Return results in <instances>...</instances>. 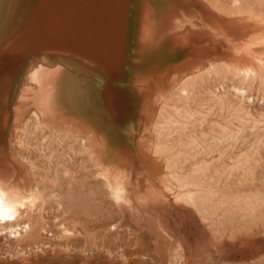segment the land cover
I'll use <instances>...</instances> for the list:
<instances>
[{"label":"bare ground","instance_id":"obj_1","mask_svg":"<svg viewBox=\"0 0 264 264\" xmlns=\"http://www.w3.org/2000/svg\"><path fill=\"white\" fill-rule=\"evenodd\" d=\"M134 1L0 0V128L11 115L12 86L28 59L44 55L69 69L60 81V101L71 122H80V133L88 129L106 136L110 157L132 155L135 160L144 117L138 114L141 97L131 83L151 60L177 63L195 55L196 47L183 38L195 18H182L183 7H195L194 16L204 15L210 22L203 38L210 48L208 64L195 72L189 69L164 97L154 121L149 151L155 171L148 169L146 191L140 177L133 187L122 178L110 179L95 162L85 136L49 126L34 108L16 140L36 178L35 195L27 203L35 207L41 199H56L55 206L69 213L90 203L109 231L127 214L140 216L147 206L154 207L164 214L157 230L164 241L175 242L167 252L169 264H188L186 248L167 216L177 212L188 225L193 219L201 228L209 243L205 246L219 254L218 261L241 264L240 254L249 257L264 241V0L176 2L167 21L173 36L155 52L160 56L126 65L119 86L113 79L121 62L132 59L131 49L141 46L144 4ZM199 3L204 6L198 9ZM114 7L116 15L111 16ZM129 25L131 47L122 52ZM43 50L69 56L72 63L50 58ZM136 116L134 131L129 120ZM9 165L7 153L0 150V169ZM23 208L0 192V228L26 233L33 221L21 217ZM205 258L210 259L193 255L197 264ZM257 264H264V257Z\"/></svg>","mask_w":264,"mask_h":264},{"label":"rangeland","instance_id":"obj_2","mask_svg":"<svg viewBox=\"0 0 264 264\" xmlns=\"http://www.w3.org/2000/svg\"><path fill=\"white\" fill-rule=\"evenodd\" d=\"M110 1L112 5L115 4V0ZM140 1L144 4L142 16L139 18L141 46L138 49H131L132 59L128 57L126 62H121L120 74L113 79V82L118 83L119 86L125 80V75L121 73L126 65L131 62L138 64L149 58L160 56L155 52L160 45L173 36V34L168 35L167 21L174 11L176 2L184 3V0ZM195 1L198 2V0ZM134 3L138 4L139 0H135ZM203 6L199 3L197 8ZM195 9V7H183L180 10V16L185 20L195 18V23L187 25L183 35L188 43L196 47L195 55L177 63L167 61L165 58L162 61L151 60L131 83L132 88L141 97L138 114L144 117L142 128L137 135L139 139L137 160L132 155L120 154L110 157L106 136L91 133L88 129L80 133V122H71L69 110L60 101V81L69 71L61 61L48 59L38 54L28 59L21 77L12 86L11 115L4 118L5 123L0 128V150L6 152L10 160L8 167L0 169V181H8L14 189L22 190V198L26 200L21 210V217L32 219L33 226L26 233H21L24 236L16 234V231H10L9 228L6 229L7 227L0 228V264H169L167 252L172 250L175 242L164 241L162 231L157 230L161 229L160 220L164 214L162 215L154 207L147 206L140 216L127 214L115 231H109L102 226L101 220L97 218L98 210L92 208L90 203L80 204L81 207L79 206V209L73 213L63 212L62 207L57 208L58 200L54 198L57 207L52 199H41L35 207H30L28 203L35 195L36 178L30 163L21 158L16 140L24 120L35 108L49 126L60 130L69 128L71 132L85 136L86 145L95 162L109 175L110 179L114 176L122 178L133 187L140 177L141 190L146 191L148 186L144 180L147 178L148 169L155 171L149 150L150 144L155 139L153 125L162 101L178 81L186 77L189 69L195 72L209 62L210 48L206 46L203 38L210 22L208 23L204 15L198 14L195 17ZM115 10L114 7L111 16L116 15ZM124 34H126V41L121 42L120 50L127 52L131 47V25ZM42 52L48 54L50 58L61 57L55 54V51L43 50ZM137 53H142L143 56L136 58L134 55ZM61 58L65 62L72 61L69 56ZM6 105L1 118L8 112V103ZM136 122L137 116L129 120L134 131L138 128ZM96 141L100 150L96 149ZM64 201L62 202L65 204L69 203L67 199ZM42 202L47 207L51 203L49 209L52 208V212L46 206H42ZM165 211L166 215L169 210ZM167 216L173 224L175 237L186 248L188 264H197L193 259L194 254H202L210 258L209 260L200 259V264H224L218 261L220 258L218 253L213 252L211 248L207 249L205 245L209 244L208 239L201 235V228L194 224L193 219H188L190 220L188 225L187 219H182L177 212L169 211ZM0 226H3L2 221ZM128 237H130L131 245L126 244ZM258 245L259 247L250 253L249 257L243 253L240 254L241 264H257L264 257V241L259 242Z\"/></svg>","mask_w":264,"mask_h":264},{"label":"crops","instance_id":"obj_3","mask_svg":"<svg viewBox=\"0 0 264 264\" xmlns=\"http://www.w3.org/2000/svg\"><path fill=\"white\" fill-rule=\"evenodd\" d=\"M2 181H0V192L3 195V198L9 203L24 205L26 199L22 198V190L17 188L14 189V187L10 186L8 181Z\"/></svg>","mask_w":264,"mask_h":264}]
</instances>
